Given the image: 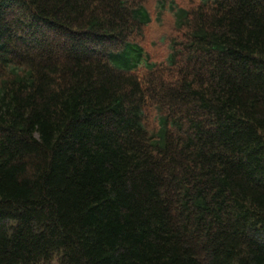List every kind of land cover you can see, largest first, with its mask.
I'll use <instances>...</instances> for the list:
<instances>
[{"label": "trees", "instance_id": "obj_1", "mask_svg": "<svg viewBox=\"0 0 264 264\" xmlns=\"http://www.w3.org/2000/svg\"><path fill=\"white\" fill-rule=\"evenodd\" d=\"M139 1L0 0V264H264V0L160 1L166 68Z\"/></svg>", "mask_w": 264, "mask_h": 264}, {"label": "rangeland", "instance_id": "obj_2", "mask_svg": "<svg viewBox=\"0 0 264 264\" xmlns=\"http://www.w3.org/2000/svg\"><path fill=\"white\" fill-rule=\"evenodd\" d=\"M160 1L165 4L174 1L180 7L196 9L200 5V0H145L143 2L149 10L153 21L145 29L143 36L137 39V42L147 50L153 63H156L159 67L166 68L171 53V42L173 40L182 41V35L176 30L173 12L169 8L159 9ZM159 11L161 18H158ZM138 76L140 79L148 77L146 69H141L138 72ZM146 117L147 126L152 132L157 127L156 114L148 111Z\"/></svg>", "mask_w": 264, "mask_h": 264}]
</instances>
